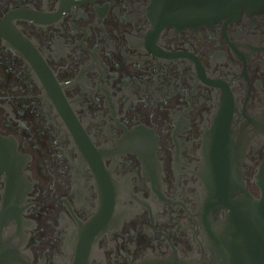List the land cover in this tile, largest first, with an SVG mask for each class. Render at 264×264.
Segmentation results:
<instances>
[{
	"label": "flooded vegetation",
	"instance_id": "obj_1",
	"mask_svg": "<svg viewBox=\"0 0 264 264\" xmlns=\"http://www.w3.org/2000/svg\"><path fill=\"white\" fill-rule=\"evenodd\" d=\"M172 5L0 0V264L224 263L264 168V0Z\"/></svg>",
	"mask_w": 264,
	"mask_h": 264
},
{
	"label": "water",
	"instance_id": "obj_2",
	"mask_svg": "<svg viewBox=\"0 0 264 264\" xmlns=\"http://www.w3.org/2000/svg\"><path fill=\"white\" fill-rule=\"evenodd\" d=\"M169 1L175 3L172 11L178 12L181 18H204L210 12L206 8L204 15L203 7L199 5L201 0H166V3ZM252 2L255 0H232V6H223L221 12L238 13L242 6ZM259 174V195L246 193L248 198L231 201L226 216L217 222L216 235L222 238L219 244L216 243L219 249L216 247L215 256L225 260L222 264H264V168Z\"/></svg>",
	"mask_w": 264,
	"mask_h": 264
}]
</instances>
